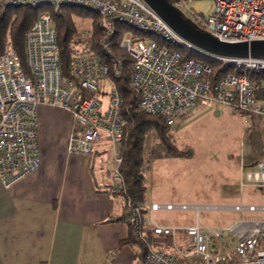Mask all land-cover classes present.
I'll return each mask as SVG.
<instances>
[{"label": "built area", "instance_id": "obj_1", "mask_svg": "<svg viewBox=\"0 0 264 264\" xmlns=\"http://www.w3.org/2000/svg\"><path fill=\"white\" fill-rule=\"evenodd\" d=\"M167 1L180 18L213 38L229 42L264 38V0H213L209 11L189 9L190 14L185 10L187 1L183 4L181 0ZM6 3L45 4L50 10H42L25 31L24 64L9 42L0 52V180L3 186L9 187L38 168L36 108L38 104L57 105L71 119L68 152L89 154L95 140L110 141L111 188L123 195L127 208L124 220L134 238L144 246L138 264H264V215L240 219L229 226L227 231L231 234L227 238L233 239L234 244L211 251L210 247L216 246V239L224 229H203L197 219L193 224L178 226L161 224L153 218L155 210L185 209L190 205L140 202L130 197L120 171V144L125 136L120 113L123 97L114 85L103 107L98 95L99 80L107 78L114 82L113 78L126 65L131 73L135 105L147 113L161 115L168 123L197 105L250 111L264 123V55L207 53L177 33L145 0H0V4ZM64 4L84 6L98 13L101 29L98 45L108 61L86 42H79L69 57L67 74L63 73L52 14L60 12ZM119 23L156 35L161 42L126 29L116 39ZM115 42L128 53L129 63L113 52ZM181 45L236 71L215 76L211 63L186 56L184 49L178 47ZM244 121L248 122V118L244 117ZM156 142L158 138L150 141L151 154ZM257 167L247 173L248 183L264 185V161H259ZM232 207L264 213V203ZM178 233L186 236L188 249L177 244ZM154 234L170 235L174 252L153 241Z\"/></svg>", "mask_w": 264, "mask_h": 264}, {"label": "crops", "instance_id": "obj_2", "mask_svg": "<svg viewBox=\"0 0 264 264\" xmlns=\"http://www.w3.org/2000/svg\"><path fill=\"white\" fill-rule=\"evenodd\" d=\"M36 119L38 168L9 187L0 180V264H138L144 246L126 240L131 227L123 195L111 188L110 141L95 140L89 154L70 153L68 112L38 104ZM163 154L146 158L152 171L147 165L144 202H171L162 187L172 162L191 158Z\"/></svg>", "mask_w": 264, "mask_h": 264}, {"label": "rangeland", "instance_id": "obj_3", "mask_svg": "<svg viewBox=\"0 0 264 264\" xmlns=\"http://www.w3.org/2000/svg\"><path fill=\"white\" fill-rule=\"evenodd\" d=\"M181 1L182 4L187 1L185 10L189 14V9L207 12L213 2V0ZM173 6L179 8L176 4ZM48 7L45 10H50ZM61 13L73 31L82 35L90 31L98 20V13L95 10L80 5L64 4L61 6ZM55 14H52L53 25ZM118 27L146 39H156L153 34L143 33L121 23ZM114 52L122 57L128 56V53L119 47H115ZM262 54L264 55V52ZM221 66L222 62L217 60L215 67ZM114 85V82L107 78L99 80L98 95L103 107L107 104ZM244 117L248 118V122L244 121ZM170 131L173 141L180 149L191 150V158L172 162L173 172L166 177L165 186L162 187L166 194L162 195L168 197L172 203H186L190 206L185 209L155 210L153 218L158 223L179 226L193 224L197 218L203 229L219 227L225 231L216 239V246L210 247L211 251L232 246L234 240L227 238L231 234L227 228L233 219L240 215L242 219H255L264 215L261 211L246 209L239 211L232 207L234 204L264 203V185L248 183L247 178V173L257 169L259 161H264L263 121L250 111H233L220 105L213 107L197 105L178 116L171 123ZM156 138L152 130L148 132L144 153L145 158H150L151 162L158 157L162 159L164 154L161 153L166 151L160 142H156L153 154L149 152L150 141ZM149 165V171H152V164ZM177 172L179 174H176ZM150 185L149 180V189ZM186 239L181 233L176 236L177 244L183 249H188ZM153 241L160 242L166 250L174 252L170 235L154 234Z\"/></svg>", "mask_w": 264, "mask_h": 264}, {"label": "trees", "instance_id": "obj_4", "mask_svg": "<svg viewBox=\"0 0 264 264\" xmlns=\"http://www.w3.org/2000/svg\"><path fill=\"white\" fill-rule=\"evenodd\" d=\"M46 7L47 5L45 4L35 6L28 3L0 4V52L3 50L5 44L9 42L11 47L18 52L23 62L25 31L37 15L42 10L46 9ZM54 20V29L56 31V38L60 51V64L63 73L67 74L69 57L71 53L75 51V46L79 42H86L91 49L100 54L104 61L109 60L98 45V39L101 34L98 23L90 31L82 35L79 32L75 33L73 31L61 11L55 14ZM122 29V27H118L115 35L116 39L119 38ZM155 40L161 42L158 36H156ZM115 47H119L117 42L113 44V52ZM178 47L184 49L186 56H195L211 63L215 76L220 72H228V70L236 71L233 67L223 64L221 67L216 68L217 59L209 57L194 49H186V47L182 45ZM123 58L126 64L129 63V56ZM130 79L131 73L126 65L121 73L113 78L115 86L123 97L120 113L124 120L125 136L120 144L122 154L120 171L124 178L126 191L130 197L134 201L144 202L147 190L145 176L147 160L145 158L144 148L148 132L151 130L154 132L160 143L164 146L166 152L170 155L191 156V150H182L173 141L170 131L171 123L166 122L161 115L147 113L135 105L132 99L133 89L130 85ZM126 240L136 241L132 230Z\"/></svg>", "mask_w": 264, "mask_h": 264}, {"label": "water", "instance_id": "obj_5", "mask_svg": "<svg viewBox=\"0 0 264 264\" xmlns=\"http://www.w3.org/2000/svg\"><path fill=\"white\" fill-rule=\"evenodd\" d=\"M163 19L192 45L210 53L220 55H261L264 52V38L251 41H222L198 30L185 22L167 0H145Z\"/></svg>", "mask_w": 264, "mask_h": 264}]
</instances>
